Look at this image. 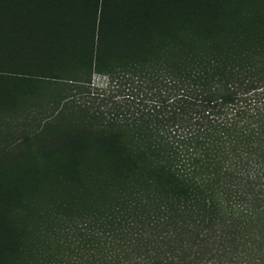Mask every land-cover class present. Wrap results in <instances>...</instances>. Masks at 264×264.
<instances>
[{
  "label": "trees",
  "instance_id": "1",
  "mask_svg": "<svg viewBox=\"0 0 264 264\" xmlns=\"http://www.w3.org/2000/svg\"><path fill=\"white\" fill-rule=\"evenodd\" d=\"M11 76L0 264H264V0H0Z\"/></svg>",
  "mask_w": 264,
  "mask_h": 264
},
{
  "label": "rangeland",
  "instance_id": "2",
  "mask_svg": "<svg viewBox=\"0 0 264 264\" xmlns=\"http://www.w3.org/2000/svg\"><path fill=\"white\" fill-rule=\"evenodd\" d=\"M8 84L12 87L10 101L13 108L0 110V161L4 160L6 164L11 165L19 159L18 151L15 146L23 136H30L34 127V114L42 109L43 99L39 94H47L44 91L34 88L30 84H22L17 81L16 76L8 77ZM19 82V85L16 84ZM95 83H103L98 79ZM36 112V113H35ZM67 123L66 119H60L54 122V127L50 126V131L61 130Z\"/></svg>",
  "mask_w": 264,
  "mask_h": 264
}]
</instances>
